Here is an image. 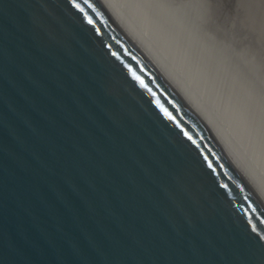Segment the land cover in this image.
Listing matches in <instances>:
<instances>
[{"label":"water","instance_id":"1","mask_svg":"<svg viewBox=\"0 0 264 264\" xmlns=\"http://www.w3.org/2000/svg\"><path fill=\"white\" fill-rule=\"evenodd\" d=\"M0 264H264V195L100 0H0Z\"/></svg>","mask_w":264,"mask_h":264},{"label":"bare ground","instance_id":"2","mask_svg":"<svg viewBox=\"0 0 264 264\" xmlns=\"http://www.w3.org/2000/svg\"><path fill=\"white\" fill-rule=\"evenodd\" d=\"M100 1L162 70L264 195V76L251 72L241 63L239 56L233 58L230 52H226L223 42L233 41L239 47H253L251 61L260 60V70L257 71L264 73V39L236 34L216 36L218 41L213 44L220 47L214 49V45L207 41L208 36L197 33L194 18L189 16L187 20L179 14L178 11H184L178 10L180 0ZM142 11L144 17L147 14L148 19L155 22V36L146 29L144 31ZM124 12L130 15L136 26ZM234 25L230 22L227 26L235 29ZM137 29L150 36L152 45L137 33ZM226 134L232 141H228Z\"/></svg>","mask_w":264,"mask_h":264},{"label":"rangeland","instance_id":"3","mask_svg":"<svg viewBox=\"0 0 264 264\" xmlns=\"http://www.w3.org/2000/svg\"><path fill=\"white\" fill-rule=\"evenodd\" d=\"M197 1L199 3H197L198 5L196 6V9L199 11L201 18L200 21L197 23V26L199 27L200 34L204 37L208 36L207 41L212 42V44L217 43V41H212L209 38L218 40L216 36L222 37V36H228V34H230V36H235V34L236 36H255L253 39L255 38L264 39V0H197ZM143 11L145 12V10ZM143 11H142V17L145 18V21L143 20L142 23L144 24H142V27L144 31L146 29L155 36V26H154L155 22H151L148 19L149 16H147V14L144 17ZM123 14H125L126 18L128 16L129 21L136 26L135 22L131 19L130 15L126 14L125 12ZM230 22H234V24H236V26L234 25L236 30L231 29L227 26L228 23ZM139 30L137 29V33L143 35L142 37L149 42V45H152V42L149 38L150 36H148L144 31L141 30L139 31ZM217 30H219L220 32L218 33ZM216 33H218V35ZM223 42L225 43V46H227L229 50H231L233 58H236L235 55L239 56V59H241V63L243 62L246 65V67L251 70V72H253L254 74L260 77L264 76L262 75L264 73H259L257 71L260 70V65H258V62L261 64V61L260 60H255V62L251 61L252 58L250 52L252 51L253 53L254 51L253 47L251 48V46H249V48L248 47L246 48L244 45H242L241 42V44L239 45H242L247 49V50L246 49L242 50L243 47L241 46L239 47L238 45L236 46L235 43H233V41H229V42L223 41ZM213 45L215 48L220 47L219 45L216 44ZM164 60L167 59L165 58ZM170 66L173 67L172 63H170ZM222 131L224 132L223 129ZM226 137L229 142L232 141L229 139L227 134Z\"/></svg>","mask_w":264,"mask_h":264}]
</instances>
